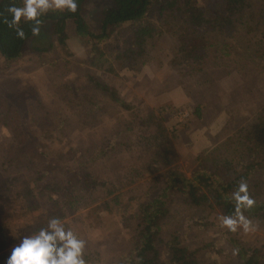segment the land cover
<instances>
[{
	"label": "rangeland",
	"instance_id": "obj_1",
	"mask_svg": "<svg viewBox=\"0 0 264 264\" xmlns=\"http://www.w3.org/2000/svg\"><path fill=\"white\" fill-rule=\"evenodd\" d=\"M95 1L104 0L90 1L91 7ZM87 23L90 30L98 31L92 21ZM65 33L66 49L49 47L38 57L33 47H45L48 42L34 39L24 46L22 57L8 67L0 56V101L16 110L27 146L40 149L45 141L52 142L41 152L31 147L42 156L44 153L45 161L64 162L73 154L80 156V162L87 161L105 144L106 155L91 165L105 186L94 191L92 198L76 197L74 187L63 184L59 173L50 175L52 182L33 185L39 163L32 159L25 170L10 169V174L22 173V178L10 187V195L6 192L7 197L0 196V217L6 220L10 238L19 243L20 238L45 227L49 217L57 216L85 240L84 251L88 247L97 250L101 260L109 263L129 247V235L119 224L120 214L134 212L138 204L159 193L162 184L151 189L153 175L175 168L190 176L197 164L221 163L233 154L236 133L253 125L264 113V65L260 68L262 61L253 58L255 68L244 66L245 50L233 47L234 42L227 39L230 46L217 54L222 57L214 60L216 66L201 72L190 71L185 65L172 66V40L164 34L150 49V60L140 66V71L135 73L114 63L117 74L104 77L133 109L125 111L95 97L102 102L86 113L83 107L67 102L79 94L68 89L93 70L88 66L86 38L77 34L73 20H67ZM50 41L56 44L54 38ZM110 41L118 42L116 33L110 34ZM198 105L200 117L192 114ZM152 111L167 132L168 142L163 146L150 138L156 132V118L153 123L150 118L147 124L142 121ZM13 143L11 129L0 120V162ZM8 177L0 175L2 187ZM259 178L264 189V171ZM45 185L52 189L45 191ZM23 186L32 193L28 199L35 201V210L25 205L18 190ZM58 186L60 191H53ZM62 207L66 212L62 213ZM221 217L216 210L172 203L164 220V234H178L182 246L199 249L200 264H240L229 239H237L245 247L263 246L264 250L263 224L250 220L249 231L243 227L230 231L221 225Z\"/></svg>",
	"mask_w": 264,
	"mask_h": 264
},
{
	"label": "trees",
	"instance_id": "obj_2",
	"mask_svg": "<svg viewBox=\"0 0 264 264\" xmlns=\"http://www.w3.org/2000/svg\"><path fill=\"white\" fill-rule=\"evenodd\" d=\"M90 1L76 0L75 12L67 9L49 10L39 17L41 25L38 35L32 34V21L22 20L18 27L23 29L25 35L21 39L17 35V26H9L12 19L9 8L22 7L23 0H0V56L5 66L21 58L24 46L34 39L48 42L45 47H33L38 57L45 54L49 47L66 49L65 26L67 20H73L77 34L86 38L90 56L88 66L93 70L83 74L72 90L68 89L71 94L73 91L79 94L77 98H68L67 102L70 106L76 104L83 107V111L89 113L91 108H96L102 102L94 100L95 97L115 104L122 110H131V104L104 77L117 74L114 63L122 64L135 73L140 71V66L150 60V49L164 34L172 40L169 61L172 66L185 65L191 67L190 71L196 72L214 66L215 61L222 57L217 54L225 46H230L227 39L234 42L233 47L245 50L242 57L244 66L255 68L257 61L253 58L262 61L260 68L264 65V0H104L95 1L92 7ZM88 20L98 26V31L90 30ZM110 28L115 29L110 32ZM111 33H116L119 44L110 41ZM52 38L56 40L55 45L49 42ZM192 114L201 116L200 105L193 109ZM0 118L11 129L14 140L1 157L0 175L11 177H8L3 187L0 181V196L7 197L6 192L10 195V187L22 178V173L15 172L18 176H13L9 173L10 169L13 171L25 167V170L32 164V159L39 163L37 175L32 178L33 185L45 180L50 182V175L59 173L63 184L74 187L76 197L88 195L92 198L94 191L105 186V182L96 176L91 167L96 159L106 155L108 147L105 144L92 153L87 161L80 162V156L74 154L64 162L45 161L44 153L42 156L31 149L32 146L26 145L16 110L4 101H0ZM149 118L151 123L154 118L157 121L156 132L150 138L157 145H165L168 142L167 132L161 119L152 111L142 121L147 124ZM234 143L235 150L231 156L212 165L201 162L190 176L175 168L153 175L154 187L151 189L162 184L159 193L138 204L134 212L119 216V224L129 235L126 252L107 263L101 260L97 250L88 247L84 251L86 264H200L199 249L191 250L182 246L178 234H164V220L169 214L170 205L180 203L197 210H216L222 216H235L236 206L231 194L241 181L247 184L248 193L255 201L251 208L241 210L243 216L264 225V189L259 178L264 171V113L259 114L253 125L239 130ZM51 144L45 141L43 148H32L41 152L39 150L43 151ZM26 187H19L18 190L27 208L35 210V201L30 203L28 199L32 193ZM44 189L50 191L52 188L45 185ZM53 189L60 191L59 186ZM115 203L118 205L117 198ZM61 211L66 212V208L62 207ZM95 217L98 219V216ZM13 240L5 218L2 220L0 217V264H5L11 250L18 244ZM229 241L236 249L240 264H264L263 246L245 247L237 239Z\"/></svg>",
	"mask_w": 264,
	"mask_h": 264
},
{
	"label": "clouds",
	"instance_id": "obj_3",
	"mask_svg": "<svg viewBox=\"0 0 264 264\" xmlns=\"http://www.w3.org/2000/svg\"><path fill=\"white\" fill-rule=\"evenodd\" d=\"M70 12L77 10L76 0H23L22 7L9 8L12 19L9 26H17V35L23 39L24 31L19 28L22 20L32 21V34L40 33L41 20L39 17L49 10ZM235 201L236 215L221 217V225L230 231L237 227L250 230L251 221L242 214V209L251 208L255 201L248 193V186L241 181L231 194ZM85 240L67 226L61 218L51 216L45 227L37 229L30 235L20 238L13 247L5 264H86L84 259Z\"/></svg>",
	"mask_w": 264,
	"mask_h": 264
}]
</instances>
